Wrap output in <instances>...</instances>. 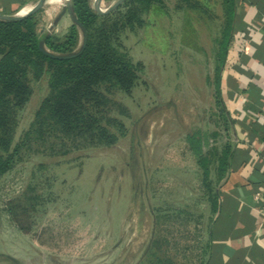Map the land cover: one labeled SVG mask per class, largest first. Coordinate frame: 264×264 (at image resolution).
<instances>
[{
	"label": "rangeland",
	"instance_id": "obj_1",
	"mask_svg": "<svg viewBox=\"0 0 264 264\" xmlns=\"http://www.w3.org/2000/svg\"><path fill=\"white\" fill-rule=\"evenodd\" d=\"M162 1L141 14V27L119 33L130 61L142 65L135 87L128 94L100 87L108 99L100 123L111 119L115 143L34 142L0 176V264H201L210 213L187 136L200 133L207 151L218 129L222 8L220 0ZM66 2L41 19V36L65 34L69 27L51 24ZM112 2L101 0V9ZM30 86L13 144L49 92L46 75Z\"/></svg>",
	"mask_w": 264,
	"mask_h": 264
},
{
	"label": "trees",
	"instance_id": "obj_2",
	"mask_svg": "<svg viewBox=\"0 0 264 264\" xmlns=\"http://www.w3.org/2000/svg\"><path fill=\"white\" fill-rule=\"evenodd\" d=\"M162 2L126 0L120 6L125 8L124 12L119 18L112 19V13L97 14L91 0H70V11L86 33L83 47L79 43L81 30L76 24H72L59 38L52 34H39V12L20 19L0 20V176L11 170L16 157L34 142L44 145L53 137L60 140L62 146L66 145L64 138L72 143L79 139V142L93 146L115 143L116 136L108 128L111 119L107 118V124L100 123L104 118L100 116L102 109L108 102L100 87L116 88L126 94L135 87L142 65L130 61L119 43V33L126 28L141 27V14L156 5L161 6ZM235 3V0H220L222 26L214 50L213 76L220 121L216 122L218 129L210 133L214 143L203 151L204 141L200 133L187 136L206 192L210 213L207 228L210 216L220 209L216 184L230 165V144H218L220 127L226 125L220 73L231 44ZM43 75L47 76L48 95L42 99L28 128L13 144L16 113L29 100L32 92L30 81ZM119 124L120 135L124 136L125 130ZM206 232L210 236L208 229ZM208 250L207 237L201 264H207Z\"/></svg>",
	"mask_w": 264,
	"mask_h": 264
},
{
	"label": "crops",
	"instance_id": "obj_3",
	"mask_svg": "<svg viewBox=\"0 0 264 264\" xmlns=\"http://www.w3.org/2000/svg\"><path fill=\"white\" fill-rule=\"evenodd\" d=\"M37 1L0 0V14H15ZM235 2L231 44L220 73L226 125L220 127L218 144H230V165L215 187L220 209L210 216L205 259L207 264H264V0ZM46 5L51 8L42 18L39 12V24L55 11ZM55 19L52 27L72 25L66 12Z\"/></svg>",
	"mask_w": 264,
	"mask_h": 264
},
{
	"label": "water",
	"instance_id": "obj_4",
	"mask_svg": "<svg viewBox=\"0 0 264 264\" xmlns=\"http://www.w3.org/2000/svg\"><path fill=\"white\" fill-rule=\"evenodd\" d=\"M124 1L125 0H114V2H112V4L108 8L103 10L100 7L101 0H93L92 7H93V10L97 14L106 15V14H109L114 9H116ZM47 3H48V0H38L35 5L30 7L29 9L25 10L24 12H21L22 10H20L19 12L15 13V14H0V20L20 19V18H23L25 16L32 15L34 13H37ZM65 12L69 15V17H70V19L72 21V24H76V26L81 30V35H82L81 46L83 47L84 44H85V41H86V33H85L84 29L82 28V26L77 22L76 18L73 17V15H72V13L70 11V0H67V2L63 5V7L61 9V12L58 14V16L56 17L55 21H57V19L61 15H63ZM49 54L51 56H55V55H53L51 53H49Z\"/></svg>",
	"mask_w": 264,
	"mask_h": 264
},
{
	"label": "bare ground",
	"instance_id": "obj_5",
	"mask_svg": "<svg viewBox=\"0 0 264 264\" xmlns=\"http://www.w3.org/2000/svg\"><path fill=\"white\" fill-rule=\"evenodd\" d=\"M63 2V0H48L49 5H57L59 3ZM27 9V8H26ZM25 10H22L21 12H24Z\"/></svg>",
	"mask_w": 264,
	"mask_h": 264
},
{
	"label": "built area",
	"instance_id": "obj_6",
	"mask_svg": "<svg viewBox=\"0 0 264 264\" xmlns=\"http://www.w3.org/2000/svg\"><path fill=\"white\" fill-rule=\"evenodd\" d=\"M260 196H261L260 193L255 194V200H258L260 198Z\"/></svg>",
	"mask_w": 264,
	"mask_h": 264
}]
</instances>
